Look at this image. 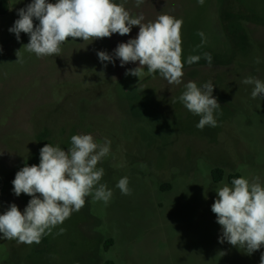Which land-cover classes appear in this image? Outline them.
<instances>
[{"label": "rangeland", "instance_id": "374dc122", "mask_svg": "<svg viewBox=\"0 0 264 264\" xmlns=\"http://www.w3.org/2000/svg\"><path fill=\"white\" fill-rule=\"evenodd\" d=\"M8 2L0 16V214L12 203L27 206L31 197H17L11 182L25 163L39 164L42 141L67 150L76 134L111 141L98 167L113 196L107 203L88 197L39 244L0 239V264H260L264 248L249 256L219 242L211 205L231 175L264 184V99H253L252 86L242 83L250 76L264 81V0H144L139 7L116 0L145 23L161 14L182 18L184 62L204 53L231 56L226 68L184 66L180 85L146 68L140 78L125 75L135 63L100 62L99 51L112 55L138 26L93 42L70 39L61 56L37 58L22 48L28 35L17 41L9 32L31 0ZM189 81L214 85L216 127L198 129L200 118L179 101ZM214 169L221 171L217 182ZM123 177L131 195L116 187Z\"/></svg>", "mask_w": 264, "mask_h": 264}, {"label": "clouds", "instance_id": "9594fccd", "mask_svg": "<svg viewBox=\"0 0 264 264\" xmlns=\"http://www.w3.org/2000/svg\"><path fill=\"white\" fill-rule=\"evenodd\" d=\"M204 2L197 0L201 6ZM142 3L144 0H135L137 7ZM18 17L9 32L15 34L17 41L21 33L28 35L29 41L22 48L37 58L61 56L63 45L70 39L93 42L113 34L128 35L138 26L136 37L119 43L112 55L99 51L100 62L114 64L118 59L121 67L135 63L138 66L128 69L125 75L140 78L146 68L148 75L158 73L169 84L183 82L182 18L161 14L155 21L145 23L143 15H131L124 3L116 0H31L18 10ZM198 35L203 43L204 34ZM20 50L16 53L18 59ZM203 58L211 65L210 53H204ZM200 59L199 55H190L186 63L191 65ZM255 62L259 63V58ZM242 83L252 86L253 99H264V81L250 76ZM213 89L211 81L202 86L189 81L178 97L189 112L200 118L196 125L200 130L217 126L215 114L221 105L213 96ZM110 145V140L100 143L91 134L71 136L67 150L45 144L39 151V164L25 163L11 182L17 197L25 194L31 199L23 211L12 203L0 214V239L39 244L44 236L79 212L88 197L107 203L113 192L101 183L104 169L98 164L110 154ZM128 185V177H123L116 187L123 195H131ZM215 191L217 198L211 211L222 230L219 242L226 241L249 256L264 248V184L260 178H233L230 184L221 182ZM260 264H264V252Z\"/></svg>", "mask_w": 264, "mask_h": 264}, {"label": "trees", "instance_id": "16d2710c", "mask_svg": "<svg viewBox=\"0 0 264 264\" xmlns=\"http://www.w3.org/2000/svg\"><path fill=\"white\" fill-rule=\"evenodd\" d=\"M8 11H9V2H8V0H0V16H4V15H6L7 13H8ZM231 28V27H230ZM230 28H229V32H230ZM232 30H236V28L235 27H232ZM231 32H233V31H231ZM234 33V32H233ZM235 34V33H234ZM236 35H238V34H236ZM241 37V35L238 37V38H240ZM212 56V63H211V65H209V63L203 58V55H201L200 57H201V59L198 61V62H196V63H193V64H191V65H188L187 63H186V61L184 62V66H186V67H194V68H199V69H201V68H204V66H208V68L209 67H213V66H216V67H220V68H222V67H225L226 68V65H228V66H231L233 63H227L228 61V59L231 57V56H228L227 58H222L221 59V57H218V58H216L215 56H213V55H211ZM235 63V62H234ZM222 66V67H221ZM227 66V67H228ZM229 68V67H228ZM156 74H158V73H156ZM42 143L44 144H47V143H50V144H52V142L51 141H48V140H43L42 141ZM44 144V145H45ZM53 145V144H52ZM38 154H39V152H38ZM38 154H37V152H36V156L38 157ZM38 160H39V157H38ZM37 160H35V162H36ZM211 177H212V179L215 181V182H217V181H219L220 180V178H221V171L219 170V169H214L212 172H211ZM15 178V177H14ZM233 178H238V175H231V176H229L228 177V182L229 183H231V180L233 179ZM104 264H108V263H104Z\"/></svg>", "mask_w": 264, "mask_h": 264}]
</instances>
